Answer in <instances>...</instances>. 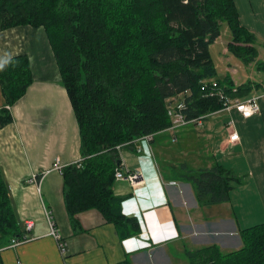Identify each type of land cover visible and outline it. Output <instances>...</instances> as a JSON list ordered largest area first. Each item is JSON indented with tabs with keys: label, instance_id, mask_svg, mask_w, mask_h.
Here are the masks:
<instances>
[{
	"label": "trees",
	"instance_id": "obj_1",
	"mask_svg": "<svg viewBox=\"0 0 264 264\" xmlns=\"http://www.w3.org/2000/svg\"><path fill=\"white\" fill-rule=\"evenodd\" d=\"M224 21L231 31L227 53L245 65L255 63L257 38L242 25L235 0H0V32L45 30L75 114L82 162L62 174L71 217L97 210L122 240L141 233L139 220L123 215L125 200L113 190L122 169L119 149L170 129L174 102L187 120H195L223 109L220 92L242 99L259 87L237 86L229 75L218 79L210 49ZM33 83L26 55L0 60L7 107ZM7 107L0 109V130L13 122ZM183 177L206 206L230 202L239 181L221 165ZM239 233L240 249H187V264H264V223ZM22 236L0 167V238Z\"/></svg>",
	"mask_w": 264,
	"mask_h": 264
},
{
	"label": "crops",
	"instance_id": "obj_2",
	"mask_svg": "<svg viewBox=\"0 0 264 264\" xmlns=\"http://www.w3.org/2000/svg\"><path fill=\"white\" fill-rule=\"evenodd\" d=\"M235 2L242 25L257 38L259 54L255 63L246 65L248 74L257 70L258 78L248 83L259 85L246 98L263 96L264 68L258 66L264 67V0ZM230 39L231 35L228 42ZM226 53L227 47L224 56L228 63L236 62ZM18 55L29 58L34 83L11 108L13 122L0 130V167L23 235L29 240L14 246L13 239L0 238V264H187V249L213 244L221 249L233 247L238 232L232 197L230 202L206 206L183 177L217 165L240 178L248 177L247 190L254 191L248 205L264 211L263 98L261 113L251 119L231 110L204 121L205 149L211 152L202 161L210 162L197 170L170 157L160 133L151 142L139 140L133 147L119 149L122 168L143 175L135 185L116 180L113 189L125 200L123 215L139 220L138 235L122 240L117 227L97 210L71 217L65 206L62 174H47L41 193L29 184L34 173L51 169L56 159L64 166L81 159L79 127L45 30L19 26L0 32V60ZM3 107L7 105L0 89V109ZM232 131L239 135L236 142L230 141ZM46 210L53 214L61 233L64 254L49 235ZM27 221L34 223L31 232L26 231Z\"/></svg>",
	"mask_w": 264,
	"mask_h": 264
},
{
	"label": "rangeland",
	"instance_id": "obj_3",
	"mask_svg": "<svg viewBox=\"0 0 264 264\" xmlns=\"http://www.w3.org/2000/svg\"><path fill=\"white\" fill-rule=\"evenodd\" d=\"M230 35L231 31L228 27V24L225 21L222 22L221 36L211 46L210 49L212 59L218 72V79L223 80L229 75L238 85L247 84L249 80L258 81L257 70L252 69L251 73L248 74L246 65L239 58L226 53L231 57L233 56V59L236 62L228 63L226 61L224 52L228 45ZM261 72L264 76V71ZM253 94L255 93H251V95ZM173 104L176 106L178 101L174 102ZM204 132H206L205 127L199 126L197 124H190L184 128L178 129L177 131L161 132L159 136L164 141L165 152L169 153V155L171 154L170 157H172L174 160L182 162L183 164L187 163L190 169L194 168V170H197L203 165L207 166V164L210 162L207 161L205 164V162L202 161V159L205 156H208L211 152V149H205V147H208V145L205 144L204 141ZM173 137H175L177 140L173 141ZM234 176L239 180L233 183L232 192V203L237 208V212H235L237 215L234 217V227L236 232H238L236 235L238 243L233 247L222 249L224 253L238 250L243 246L239 233L240 230L264 223V211L252 209L248 205L249 199H252L254 196V191L247 190L246 187V183H250L249 178L246 176L240 178L235 174Z\"/></svg>",
	"mask_w": 264,
	"mask_h": 264
},
{
	"label": "built area",
	"instance_id": "obj_4",
	"mask_svg": "<svg viewBox=\"0 0 264 264\" xmlns=\"http://www.w3.org/2000/svg\"><path fill=\"white\" fill-rule=\"evenodd\" d=\"M213 85L216 87L217 83L215 81H213ZM220 95H222V98L225 100L224 107L220 112L235 110L243 117V119H246V120L251 119V118H253V117H255L261 113V100L264 98V95L263 96L250 97V98H246V99H241L238 97L237 98L229 97V96H226L224 93H221V92H220ZM7 108H8V110L11 111L10 107H7ZM181 109H182V107H177L174 105L172 107H170V109H169V116H170L171 121H172V125H171L170 130H172V131H177L178 129L184 128L190 124H197L199 126H203L204 121H206L209 118L214 117L215 115H217V113H219V112L211 113V114L205 115L199 119L187 120L185 115L181 112ZM140 140H145L146 142H151L153 140V135L144 136ZM176 140L177 139L174 137V141H176ZM238 140H239L238 133L235 131H232V133L230 135V141L236 142ZM142 152H143L142 150L137 151V153H139V154ZM81 162H82V159H80L75 164L80 167ZM66 167L67 166L62 165L60 159H56L54 164H53V167L51 169H48L44 172L34 173L31 177V179H29V184H33V185L37 186L38 192L41 193V184H42L44 177L47 174L51 173L52 171H56L60 174H63V171ZM115 178L118 181L129 182L132 185H135L141 178H143V175L140 172H130V171H126L122 168L121 170H118L116 172ZM173 184H175V183H173ZM45 214H46L47 221H48L49 228H50L49 235L52 236L56 241L59 242L60 247H61V252L64 254L66 251L65 243H62V236H61V233L59 232V230L57 228L53 214L48 210L45 211ZM33 227H34V223L32 221L26 222V231L27 232H31ZM28 240H29L28 236L23 235L21 239H13L12 244L14 246H17L20 243L26 242Z\"/></svg>",
	"mask_w": 264,
	"mask_h": 264
}]
</instances>
